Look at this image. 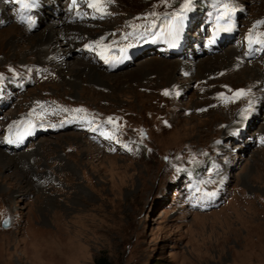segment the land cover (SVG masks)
Segmentation results:
<instances>
[{
  "label": "rangeland",
  "instance_id": "374dc122",
  "mask_svg": "<svg viewBox=\"0 0 264 264\" xmlns=\"http://www.w3.org/2000/svg\"><path fill=\"white\" fill-rule=\"evenodd\" d=\"M43 1L22 13L35 20L29 29L17 0H0V155L23 175L0 168V264H264V50L247 42L250 30L264 33V0H230L235 27L217 44L216 0H193L175 55L144 33L184 0H105L102 18L87 0ZM51 19L63 26L56 41L31 49ZM101 40L111 57L133 47L106 64L85 48ZM155 59L179 62L175 82L112 81ZM201 63L214 69L199 75ZM76 65L106 78L82 83L69 76ZM240 89L248 95L220 98ZM29 120L43 136L12 149L7 129ZM205 191L216 200L200 199Z\"/></svg>",
  "mask_w": 264,
  "mask_h": 264
},
{
  "label": "snow or ice",
  "instance_id": "6c2138e0",
  "mask_svg": "<svg viewBox=\"0 0 264 264\" xmlns=\"http://www.w3.org/2000/svg\"><path fill=\"white\" fill-rule=\"evenodd\" d=\"M17 3L20 5V11L21 16L20 20L23 23H27V26L29 29L33 28L35 25V20H33L31 17H28L27 19L24 18L22 13L26 10H29L31 8H34L37 4V0H17ZM192 4L193 0H184V3L181 5L180 10L178 12H173L171 15H165L164 19L161 20L159 24V31H153V29L157 28V24L155 20H152L145 28V35L151 34L153 37V42L156 41V39H166V41L169 43L170 46H175L176 41L179 39L180 34L183 30L184 26V20L186 18V15L188 12L192 10ZM87 6L91 9H94L96 12L101 14V18L103 15L108 14L105 9V0H87ZM77 7V0H72L70 9ZM237 12V8L230 2V0H216V12H215V25L213 27V36L211 39H209L208 43L213 44L216 41V38L220 35L221 32H231L235 25L233 22V18ZM153 17H156L159 19L157 13L153 12L150 14ZM264 23V21H258L257 24ZM134 28H138L141 26H132ZM256 25H253V29H255ZM133 33H128L124 39H127V36H131ZM264 33H257L255 36L253 35V30L249 31L247 42L249 45V49L252 50L253 45H259V48L255 49L256 51L264 50ZM93 47L101 49V51L98 52V55H100L101 59L104 60V62L110 63L113 60L119 61L120 59H127V49L133 47L132 44H128L125 47L121 48L119 51L121 55L119 57H111L110 55H106V52H110L111 46H105L101 41H96L95 45L88 44L85 45V48H88L89 50H93ZM169 93L167 91L164 92V95H168ZM248 95V90L240 89L237 90L233 97H224L223 94H221V99L225 102H228L230 99L232 102H235V100L241 99L244 96ZM251 101H249V105H251ZM39 107H42V105H38ZM204 109H201L203 111ZM62 111H67V109H62ZM72 111L76 113L84 112L85 110L80 109H73ZM247 111V110H245ZM35 112V110H33ZM33 113H30L29 115H32ZM43 113L37 114L38 118L42 117ZM241 115L247 119L246 116H244V113H241ZM83 117H81L82 119ZM108 123H113L112 119L109 118ZM28 125V131H26L24 134H30V129L33 128L35 125L32 123L31 120L27 121ZM95 131V129H93ZM23 138V135H17L16 138L8 139L7 143H19ZM114 137H109V139H113ZM127 147V146H125ZM211 181H204L203 183H210ZM196 191L200 192L201 189L197 188ZM217 193L215 191H205L202 192L201 199H206L211 201ZM4 225L6 226L8 224V220L3 221Z\"/></svg>",
  "mask_w": 264,
  "mask_h": 264
},
{
  "label": "bare ground",
  "instance_id": "6f19581e",
  "mask_svg": "<svg viewBox=\"0 0 264 264\" xmlns=\"http://www.w3.org/2000/svg\"><path fill=\"white\" fill-rule=\"evenodd\" d=\"M50 1V0H49ZM45 2L42 0V4H44ZM47 3V1H46ZM51 3V2H50ZM49 6V5H48ZM48 10V9H47ZM46 12V11H45ZM44 12V14H45ZM6 16V15H5ZM110 18V17H109ZM60 19V18H58ZM58 19H51V24L47 25V27L44 29V31L38 35L35 36L34 40H30L28 45H30L31 49L36 45L37 41L43 40L44 42H52L53 40H55V36L58 35V33L61 31L60 28H62L63 26L60 25L61 22L57 21ZM42 20V19H40ZM47 21H50V19L47 18ZM64 22V20H63ZM65 25V24H64ZM62 26V27H61ZM67 28V26H66ZM60 30V31H59ZM65 32V31H64ZM68 32V30H67ZM61 34V33H60ZM59 34V35H60ZM67 35V34H66ZM27 36L24 34L23 35V40H27ZM66 39V38H65ZM68 39V38H67ZM66 39V40H67ZM60 40V39H59ZM58 40V41H59ZM56 41V40H55ZM64 42V41H63ZM46 43V44H47ZM54 43V42H53ZM55 44V43H54ZM51 45V44H50ZM61 45V44H60ZM64 45V44H63ZM74 45V44H73ZM37 46V45H36ZM48 46V45H47ZM70 46V45H69ZM169 46V50H170V54H174L176 52V49H174L173 46ZM177 46V45H176ZM40 47V46H39ZM53 47V45L51 46ZM43 48V47H42ZM39 48V49H42ZM70 48V47H69ZM38 49V48H37ZM54 49V48H53ZM58 49V47H57ZM35 50V49H34ZM44 50V49H43ZM51 50V49H50ZM66 50V48H65ZM39 51V50H38ZM60 51V50H59ZM70 52V49H69ZM45 53V52H43ZM47 53V51H46ZM64 55L60 54V56H58L59 58L63 57ZM226 56H222V57H217L215 58V63H224L225 64V58ZM210 58V57H209ZM154 59V58H153ZM230 61V60H229ZM179 63V62H178ZM178 63L176 62H166L163 60H152L149 62V64L142 70V71H133L126 75V77H124V79L120 80V79H116L118 77H115V79H113L112 81L114 82L115 85H117L118 87H120L122 84H129V83H133V82H139L140 80L144 79V77L147 78V76L149 77L150 75L153 76H157L158 78H161V82L164 84V81L166 83L169 82V84L175 82L174 81V75L176 70L178 69ZM60 66V65H59ZM77 66V65H76ZM187 66V65H186ZM222 66V65H221ZM225 66V65H224ZM77 69L75 70H70L71 74H69L70 77H74L77 80H80V82L82 83H89L91 84V82H96V81H100L102 79H105L106 77L103 76L100 72L97 71L96 67H92V66H88V65H80L76 67ZM197 71L198 74L201 75L202 73H207V72H212V69H214V66L212 64H209V66H206L205 64L201 63V65H199L197 67ZM73 69V68H71ZM216 69V68H215ZM61 70V69H60ZM191 70V69H190ZM189 70V71H190ZM217 70V69H216ZM254 70V69H253ZM59 71V70H58ZM192 71V70H191ZM146 72V73H145ZM245 72L241 73V76L244 74ZM248 72H246L247 74ZM197 74V73H196ZM195 74V75H196ZM83 75H84V80H83ZM255 75V74H254ZM258 75V74H257ZM256 77V76H255ZM120 78V76H119ZM74 79V80H75ZM73 81V80H72ZM75 83V81H74ZM162 84V85H163ZM71 88H75L72 84H69ZM97 85V84H96ZM117 87V88H118ZM142 87V86H141ZM116 88V87H115ZM77 139V138H76ZM87 144V143H86ZM90 147V146H89ZM86 149V148H85ZM3 152V151H2ZM1 153V152H0ZM5 153V152H4ZM6 154V153H5ZM11 156V155H10ZM14 157V156H13ZM21 157V156H20ZM15 158V157H14ZM18 159V158H17ZM15 161V160H14ZM17 163V162H16ZM0 168H10L13 170L14 175L18 176L21 178V174L20 171L16 168L15 164L13 163V161L11 159H9L8 157L4 156V155H0ZM27 178V177H25ZM30 187V186H28Z\"/></svg>",
  "mask_w": 264,
  "mask_h": 264
},
{
  "label": "trees",
  "instance_id": "16d2710c",
  "mask_svg": "<svg viewBox=\"0 0 264 264\" xmlns=\"http://www.w3.org/2000/svg\"><path fill=\"white\" fill-rule=\"evenodd\" d=\"M94 264H111V263H109L106 258H99L95 260Z\"/></svg>",
  "mask_w": 264,
  "mask_h": 264
},
{
  "label": "water",
  "instance_id": "95a60500",
  "mask_svg": "<svg viewBox=\"0 0 264 264\" xmlns=\"http://www.w3.org/2000/svg\"><path fill=\"white\" fill-rule=\"evenodd\" d=\"M6 220V219H5ZM8 226V224L5 226L4 223H2V227L3 228H6Z\"/></svg>",
  "mask_w": 264,
  "mask_h": 264
}]
</instances>
